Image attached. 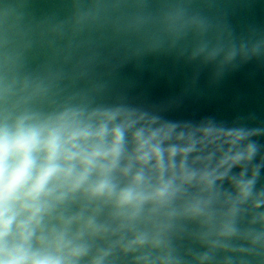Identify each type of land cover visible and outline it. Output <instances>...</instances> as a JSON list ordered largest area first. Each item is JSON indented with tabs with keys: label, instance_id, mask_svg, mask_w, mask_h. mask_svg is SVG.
Instances as JSON below:
<instances>
[{
	"label": "clouds",
	"instance_id": "1",
	"mask_svg": "<svg viewBox=\"0 0 264 264\" xmlns=\"http://www.w3.org/2000/svg\"><path fill=\"white\" fill-rule=\"evenodd\" d=\"M65 2L39 31L0 25V264H264V129L104 99L152 66L219 75L264 36L184 0Z\"/></svg>",
	"mask_w": 264,
	"mask_h": 264
},
{
	"label": "water",
	"instance_id": "2",
	"mask_svg": "<svg viewBox=\"0 0 264 264\" xmlns=\"http://www.w3.org/2000/svg\"><path fill=\"white\" fill-rule=\"evenodd\" d=\"M159 7L172 0H150ZM205 15L237 43L264 36V0H184ZM65 0H0V25H17L34 31L49 19L67 12ZM169 70L171 66L169 65ZM152 66L142 76L134 73L113 86L106 102L123 103L159 116L162 120L197 125L213 122L231 127L264 129V56L237 59L216 75L204 71L192 80L178 70L175 76L155 75ZM264 151V137L259 138ZM261 180L264 181V171Z\"/></svg>",
	"mask_w": 264,
	"mask_h": 264
}]
</instances>
